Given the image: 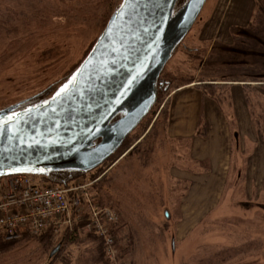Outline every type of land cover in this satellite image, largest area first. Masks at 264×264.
I'll use <instances>...</instances> for the list:
<instances>
[{
    "label": "rangeland",
    "instance_id": "374dc122",
    "mask_svg": "<svg viewBox=\"0 0 264 264\" xmlns=\"http://www.w3.org/2000/svg\"><path fill=\"white\" fill-rule=\"evenodd\" d=\"M118 2L0 0V110L31 98L48 97L57 91L87 56ZM251 28L264 31V0L206 2L197 21L161 72L156 103L150 113L125 139L111 161L63 187H85L94 209L110 210L117 216L114 222L101 221L103 230L112 239L110 247L104 236L96 231L89 205L83 204L79 216L75 218L71 214V227L58 228L50 251L25 264H47L49 253L57 245L63 252L54 264H63V260L60 262L63 256L69 258L70 264L78 261V264H100L95 261V251H88L94 248L85 244L89 241L84 237L86 234L101 240L105 247L104 260L108 264H208L210 256L211 264H264V211L255 208L258 204L264 205V141L254 140L245 112L247 109L252 121L253 117L259 118L260 125H264V76H258L255 66L261 65L264 69V56L257 60L259 57L253 50L256 42H249L244 53L237 50L239 45L244 47V39L235 37ZM224 37H230L234 50L226 49L221 43ZM233 51L242 54L233 55ZM227 58L234 61L230 67L231 63L224 62ZM235 64L238 66L233 68ZM164 75H169L170 81L166 79L162 87ZM184 75L193 79L194 86L198 81L217 85L222 84L219 82L222 77L235 78L224 85L223 92L220 91V95L223 94L220 103H225L226 109L232 105L238 118L246 117L239 124V136L249 138L244 141V169L238 176L241 181L230 202L234 207H224L221 200V204L207 212L224 187L218 162L222 139L226 135L227 139H232L229 122L215 102H207V129H200V133L208 132V143L200 149L207 157L201 167L208 175L187 180L184 188L177 182L181 177L173 176L181 159L186 167L197 168L189 161V154H195V149L190 144L171 142L163 130L162 113L173 92L164 88L168 82L177 85V78ZM213 79L218 82H209ZM245 79L246 83L239 82ZM237 84L239 87L233 86ZM243 84L249 87L242 88ZM214 92L218 93V89L214 88ZM249 102L253 107L248 110ZM127 139L130 142L124 147ZM250 141L253 144L247 145ZM34 178L31 179L33 183L62 188L49 177ZM109 179L119 183L114 193L121 195V200L113 199L112 187L107 186ZM121 180L127 183L126 187L120 185ZM10 181L11 178L0 179V200ZM100 188L111 195V203L107 197L103 201L99 198ZM184 191L188 195L186 199L181 198ZM241 203L252 206L241 207ZM115 224L121 226V241L111 233ZM65 229L81 234L85 245L77 247L69 240L64 243ZM126 245L127 250L121 253ZM92 257L93 263L90 262Z\"/></svg>",
    "mask_w": 264,
    "mask_h": 264
},
{
    "label": "water",
    "instance_id": "95a60500",
    "mask_svg": "<svg viewBox=\"0 0 264 264\" xmlns=\"http://www.w3.org/2000/svg\"><path fill=\"white\" fill-rule=\"evenodd\" d=\"M207 1L184 0L176 8L178 0H119L57 91L27 108L0 110V178L86 174L114 155L154 107L158 78ZM233 140L236 179L223 197L230 208L242 171L238 137Z\"/></svg>",
    "mask_w": 264,
    "mask_h": 264
},
{
    "label": "trees",
    "instance_id": "16d2710c",
    "mask_svg": "<svg viewBox=\"0 0 264 264\" xmlns=\"http://www.w3.org/2000/svg\"><path fill=\"white\" fill-rule=\"evenodd\" d=\"M183 2H184V0H178L176 8H179L182 5ZM254 19H255V17L253 18V20ZM247 32H248V36L252 37V36L257 35V37L259 38V42L256 43V45H255L256 49H254L255 50L254 52H256V57L257 58L259 57L257 60H259L262 56H264V42H263L264 41V31L263 30L259 31V30L251 28ZM235 37H237V35ZM239 38H243L244 39V43H242V46H243V44H245V46H246L252 39V38L251 39H247L243 35H240ZM253 39H254V37H253ZM246 41H248V42H246ZM239 46L236 49L241 51L242 53H244L245 52L244 51L245 46L242 47V48H240ZM232 50H234V49H232ZM226 53L225 54L229 57L228 52H226ZM242 53H236L235 51H233V55L234 54L235 55H241ZM254 61L256 62V60H254ZM224 62L231 63V64H229V67H230V66L233 65L234 61L229 59V58H227ZM237 66H238V64L237 65L235 64L233 66V68L237 67ZM255 66L257 67L256 71H257L258 76L259 75H263L264 76V69L262 68V66L261 65H255ZM161 74H163V73H161ZM235 77H238V76H235ZM242 77H245V76H242ZM245 78L249 79V77L248 78L245 77ZM166 79H168L170 81L169 75H166V76L164 75V78H163L164 83L163 84L161 83L162 87L164 86V84H166L165 83ZM234 79L235 78L222 77V80L219 81L222 84H217V85H215V84L211 85V84H207V83H205L203 81H201V82L198 81V84L195 85V88H197L201 92L203 99L206 98V97H209V98H211V99H213V100H215V101H217L219 103L220 101L223 100V94L220 95V91L223 92V90L225 88L224 85H226L225 83H228V82H230V80H234ZM241 79H243V78H241ZM246 79L245 80H240L239 82L246 83V81H247ZM192 82H193V79L190 78L188 75L179 76L177 78V82H176L177 85L176 84L175 85H171V83L168 82L167 85H166V88H164V90H166V91H169V90L170 91H172V90L175 91L178 88H181V87H184V86H187V85H191ZM209 82H218V81L213 79V80H209ZM216 86H218V87H216ZM245 87L247 88V87H249V85L243 84V88H245ZM214 88L218 89V93L214 92ZM44 98L45 97L39 98V99L31 98V99H29L27 101V103H30V105L32 106V105L40 102ZM168 102H169V100H167V102H166L167 104L165 105L166 106V110L162 113L164 134L165 133L167 134V126H168V118H169V104H170V102L169 103ZM247 105H248L249 109H251V107H253V106H251L250 102H249V104L247 103ZM249 105H250V107H249ZM253 122H255V127H256L257 131L259 132L260 138L263 139V141H264V125H262V126L260 125L259 118L255 120L254 117H253ZM166 134H165V136H166ZM129 142H130V140L127 139L126 142H125L124 147ZM113 156H111L109 159H107L104 162V164H106L108 161H111V158ZM100 166H102V165H100ZM100 166L97 167L96 169H94V171L98 170L100 168ZM84 175L85 174H79V173L52 174V175L49 176V179L52 182H54L56 185L62 186V188H63L65 185H68L71 181L79 179V178L83 177ZM102 181H104V180L102 179ZM116 184H119V183H117V181H116ZM116 184H115V182H111L110 179H109V183L107 182L108 188H110L109 186L112 187L111 191H113V194H114L113 195L114 196L113 199L121 200L122 196L118 195V194L115 195V193H114V190H116L118 188V187L116 188ZM126 184L127 183L125 181H122V180L120 181V185L121 186H125ZM97 190H98V188H97ZM98 193L100 194L101 197H99V198L102 201L104 200V197H107L109 202L110 203L112 202L111 195H108L107 193H104L101 190V188L99 189ZM120 227L121 226H119L118 224L116 226H112L111 227V233H112V235L114 237L118 238V240L115 238L117 241H121V239H123L121 237V235L119 234ZM58 230L59 229L56 228V227H49L46 230H44L41 234H39L37 236H30L27 233H23V234H20L18 239H14V240H5L2 230H0V264H25L26 261H28V263L29 262H33L34 260H36L37 258L41 257L42 255H44V254L46 255L50 251V249L52 248V246L54 244V240L57 237L56 235L58 234ZM84 237H85V239L89 240L85 244H88V245L90 244L91 248L92 249L94 248L93 250H88V249H86V250L91 251V252L95 251L94 254L97 256L96 259H95L96 263L108 264V262L106 260H104V258H105L104 248L105 247L102 245L101 240L98 237H96L95 235H93V234L92 235L86 234ZM67 240L71 241V244H73V245L75 244L77 247H80V246H82V244H84V243H82L83 239H82L81 234L75 233V232L74 233H69L67 231V229H65V231H64V243L68 242ZM127 248H128L127 245L125 247H123V250L121 251V253H124V251L127 250ZM62 252H63V249L60 250L59 254L56 257H53V258H49V256H48L50 261L47 262V264H54L56 262V260L59 258L60 254ZM209 258L210 259L207 262H208V264H211V256ZM60 262H63V264H70L69 258L64 257V256L60 259ZM90 262L91 263L94 262L93 261V257L90 259ZM78 263H79V261L77 262V264Z\"/></svg>",
    "mask_w": 264,
    "mask_h": 264
},
{
    "label": "crops",
    "instance_id": "0c3cea01",
    "mask_svg": "<svg viewBox=\"0 0 264 264\" xmlns=\"http://www.w3.org/2000/svg\"><path fill=\"white\" fill-rule=\"evenodd\" d=\"M248 27V24L245 25V27ZM228 27H232L229 25ZM230 30V29H228ZM231 32V31H230ZM230 36V35H229ZM221 43L225 45V47H230L232 46V40L230 37H224L221 40ZM227 84V83H225ZM240 84L233 85L236 87H239ZM243 88V86H242ZM208 101H213L217 105H219L222 108L223 114L226 117V122H229L228 124V129L230 130V134L232 139H227V135L225 139H222L221 143V151H220V158L218 159V162L220 163L221 166V171L222 174L220 176H224L223 183L224 187L223 190L218 194L216 202L211 205L208 209L207 212H211V210L215 207L218 206L221 200H223L224 194L227 190V187L229 183L236 179L234 176L236 173L237 169V163H236V158H235V148H234V136L238 137V143H239V155L242 159V171L244 169V162L243 159L245 153L244 149V141L249 140L244 139L243 136H239V129L241 122L246 119L240 116L238 118L237 113L235 109H232V105H228V109H226L225 103H218L217 101L206 97L202 98L201 92L195 88L193 84L187 85L181 88L176 89L170 94V104H169V118H168V126H167V136L171 140V142L183 145H191L195 151V154H189L190 158V163L193 165L197 166L195 170L192 168L186 167L187 164L185 165L184 162L181 160L178 161V166L177 170H175V173L173 174L176 175L177 177H181L177 179L178 183L182 184V188H184L186 181L190 180L191 178H196V177H205L208 174L202 170L203 168L201 167V162H204L207 160V157L203 156L201 154V146H205L206 143H208V132L205 130L204 133H200V129H207L208 121L206 119V104ZM213 105V104H212ZM249 110V108H248ZM216 112H219L218 109H216ZM247 113L248 120L251 124V127L253 129V133L255 136L254 140H259L261 141L260 136L258 135V131L255 127L254 122L252 121L251 117H249L247 109L245 110ZM224 120V119H223ZM247 121V120H246ZM225 123V121L223 122ZM244 123V122H243ZM205 125V128H204ZM202 135V136H200ZM230 136V135H229ZM251 139V138H250ZM232 140V142H231ZM263 141V140H262ZM253 144L251 141L250 143H247V145ZM211 145V143H210ZM255 145V143H254ZM250 150V149H249ZM254 151V150H253ZM188 161V162H189ZM231 169V171H230ZM240 174V175H241ZM239 179V178H238ZM240 179L238 180L237 186L240 183ZM222 183V184H223ZM180 189L178 188V191ZM236 192V190H235ZM179 196V193L176 195V197ZM188 195L184 191L183 195L181 198L186 199ZM221 204V203H220ZM220 206V205H219ZM225 207V206H224ZM206 218V217H205ZM202 222V221H201ZM200 221L198 223H201ZM180 223V221H179ZM182 223V222H181ZM190 223V222H188Z\"/></svg>",
    "mask_w": 264,
    "mask_h": 264
},
{
    "label": "built area",
    "instance_id": "2783aa9c",
    "mask_svg": "<svg viewBox=\"0 0 264 264\" xmlns=\"http://www.w3.org/2000/svg\"><path fill=\"white\" fill-rule=\"evenodd\" d=\"M34 177L37 176L4 177L11 178L0 200V230L5 240L17 239L23 233L37 236L49 227H71V214L76 218L82 212L83 204H87L93 215L92 220H95L96 231L104 236L107 247H110L112 239L103 230L101 221L114 222L117 219L115 214L110 210L94 209L85 187L42 186L32 182Z\"/></svg>",
    "mask_w": 264,
    "mask_h": 264
},
{
    "label": "flooded vegetation",
    "instance_id": "af4514ba",
    "mask_svg": "<svg viewBox=\"0 0 264 264\" xmlns=\"http://www.w3.org/2000/svg\"><path fill=\"white\" fill-rule=\"evenodd\" d=\"M240 35H237V37H239ZM243 36H245L247 39H251V41L250 42H256V43H258L259 42V38L257 37V35H255V36H252V37H250V36H248V34L247 33H244L243 34ZM253 37H254V39H253ZM252 45L251 46H253V44L254 43H251ZM243 46H245V44H243ZM228 48H233V46H230V47H226V49H228ZM251 48V47H250ZM249 50V49H248ZM254 50V49H253ZM227 51V50H226ZM255 51V50H254ZM43 98V97H42ZM29 100V99H28ZM28 100H25V101H22V102H19L18 104H15V105H17L18 106V110H20V109H24V108H27V107H29V106H31L30 105V103H27V101ZM38 102V101H37ZM14 105V106H15ZM9 107H11V106H9ZM9 107H7V108H9ZM7 108H3V110L4 109H7ZM168 218V217H167Z\"/></svg>",
    "mask_w": 264,
    "mask_h": 264
}]
</instances>
